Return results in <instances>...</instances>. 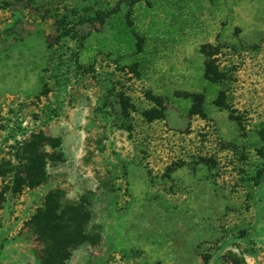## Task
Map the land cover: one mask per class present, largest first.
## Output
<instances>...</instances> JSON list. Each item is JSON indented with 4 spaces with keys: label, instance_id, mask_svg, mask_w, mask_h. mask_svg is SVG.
Wrapping results in <instances>:
<instances>
[{
    "label": "rangeland",
    "instance_id": "obj_1",
    "mask_svg": "<svg viewBox=\"0 0 264 264\" xmlns=\"http://www.w3.org/2000/svg\"><path fill=\"white\" fill-rule=\"evenodd\" d=\"M262 127L264 0H0V264H51L47 201L98 235L63 264H264Z\"/></svg>",
    "mask_w": 264,
    "mask_h": 264
},
{
    "label": "trees",
    "instance_id": "obj_2",
    "mask_svg": "<svg viewBox=\"0 0 264 264\" xmlns=\"http://www.w3.org/2000/svg\"><path fill=\"white\" fill-rule=\"evenodd\" d=\"M72 12L74 15L78 14L76 10ZM108 14L113 15L114 11ZM106 16L103 12H96L93 18L96 22H102ZM67 17L68 15L66 13H62L59 18L55 20L59 28L65 26L64 24L67 22ZM78 18L79 22L83 21L82 16ZM213 74L215 73L207 66L204 69L203 77L212 80L214 78ZM181 94L184 98H190L191 100V105L188 108L189 115L194 114L202 116L203 93L183 91ZM144 97L149 100L152 105L139 111L141 117L148 123L154 120L164 119L165 97L155 95L149 90L144 92ZM119 105L121 113L125 116H127L130 111L136 110L133 104L130 103L129 98L124 97L122 93L119 95ZM125 128L129 134L132 132L131 125L128 124ZM257 133L264 139V127L260 128ZM67 216H69V219H67ZM83 216V209L80 205L69 210H58V206L54 205L53 201H47L44 208L34 216L32 225L37 235L44 242V258L47 262L51 264H63L62 261L67 256L66 247L70 244L77 245L82 242L94 243L98 240L97 234L89 233L84 230ZM63 222L64 224L61 225ZM68 222H72L74 225V228L70 231L68 230Z\"/></svg>",
    "mask_w": 264,
    "mask_h": 264
}]
</instances>
